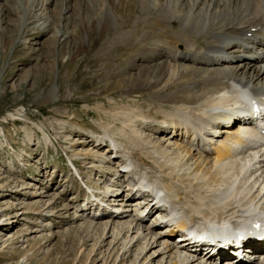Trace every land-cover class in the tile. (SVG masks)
I'll return each instance as SVG.
<instances>
[{
  "label": "bare ground",
  "instance_id": "bare-ground-1",
  "mask_svg": "<svg viewBox=\"0 0 264 264\" xmlns=\"http://www.w3.org/2000/svg\"><path fill=\"white\" fill-rule=\"evenodd\" d=\"M33 1L26 0L27 7L21 10L24 16L20 19H37ZM60 1L62 5L65 0ZM190 1L188 12L182 14L178 8L183 0H93V19H98V25L105 28L112 26L115 19L132 17L139 21L152 19L161 29L175 27L174 31H161L156 36L146 34L131 42V46L144 48L142 53H149L141 58L154 61L151 66L134 65L136 58L130 57L133 55L128 56L130 59L125 64L136 73L128 81L131 87L128 85L122 95L129 97L149 90L156 110L144 112L134 120V116L107 114L97 106V112L103 114L101 118L107 125L100 126L97 136L79 142L83 145L100 142L96 146L100 149L105 146L106 157L120 156L119 168L105 173H110L116 182L123 180V174L129 178V183L122 185L121 190L115 181L111 186L116 190H101L88 182L95 190L85 197L83 211L94 207L99 212L93 216L95 220H102L106 215L121 219L110 225L89 221V227H81L99 233V246L111 233L108 246L112 245L113 253L115 246H120L119 262L108 261L109 256L106 260H97L101 264L125 263L122 262L124 255L130 254L134 246L137 249L130 264H214L215 258L205 250L195 252L192 245L173 243V236L181 238L180 232L194 224L215 231L228 222L242 231L250 230L248 222L254 218L256 223L264 225V152L251 146V139H241L235 128L248 123L236 113L246 99V89L258 92L256 98L264 102V0ZM165 33L173 34L170 40H165ZM175 43L182 44L184 49L173 50L170 44L174 47ZM82 52L79 45L71 55ZM258 54L263 56L258 57ZM41 75L43 72L39 71L38 76ZM54 91V88L48 90V99H54ZM147 119L152 120L150 125L144 123ZM154 121L162 125L152 124ZM93 128L97 132V127ZM147 129L165 137L154 139L144 133ZM237 146L242 148L237 150ZM90 156L98 161L107 159L101 154L83 153L82 160L87 161ZM71 164L80 176L82 164L78 160ZM129 165L137 177L124 171ZM89 168L94 171L92 166ZM136 181L137 186L150 187L157 198L170 201L169 215L177 218L175 225L169 226L165 221L169 219L166 206H158L147 192L137 186L134 188ZM115 199L122 204H114ZM105 204L113 209L108 210ZM131 206L135 209H128ZM155 215L148 225L147 221ZM249 234L246 236L257 241L258 235ZM253 246L264 248V236ZM232 259L230 255L226 261ZM256 262L237 261L235 264H258Z\"/></svg>",
  "mask_w": 264,
  "mask_h": 264
},
{
  "label": "rangeland",
  "instance_id": "rangeland-1",
  "mask_svg": "<svg viewBox=\"0 0 264 264\" xmlns=\"http://www.w3.org/2000/svg\"><path fill=\"white\" fill-rule=\"evenodd\" d=\"M25 2L0 0V264H101L97 260L109 256L108 261L119 262L120 246H115L114 253L112 245L108 246L111 233L99 246V233L81 227H89V221L110 225L121 219L106 215L95 220L94 207L83 211L87 193L69 160L82 164L80 174L85 183L101 190L117 189L111 186L115 178L105 172L119 168L121 157H106L105 146H96L100 142H79L97 136L100 126L107 125L97 106L107 114H125L134 116V120L156 110L149 90L122 95L131 87L128 81L136 73L125 64L135 57L134 62L131 59L134 65L151 66L154 61L141 58L149 53H142L144 48L131 46V42L146 34L174 31L175 27L161 29L152 19L132 17L121 19L123 25L115 19L105 28L93 19V0H65L63 6L60 0H34L37 19L26 21L20 19L27 7ZM190 6V0H183L178 12L186 14ZM168 34H164L167 41L173 35ZM78 44L83 52L72 56ZM170 47L184 49L180 43ZM39 71L43 75L38 76ZM50 88L55 90L54 99L46 96ZM152 124L162 125L160 121ZM144 131L154 139L165 137L151 129ZM83 153L101 154L107 159L98 161L90 156L86 161L82 160ZM127 180L123 174V180L115 181L118 189L126 186ZM106 204L108 210L113 209ZM114 204L122 203L116 200ZM154 218L156 215L147 224ZM136 249L134 246L124 255L126 260L122 262H126L122 264L133 261Z\"/></svg>",
  "mask_w": 264,
  "mask_h": 264
}]
</instances>
